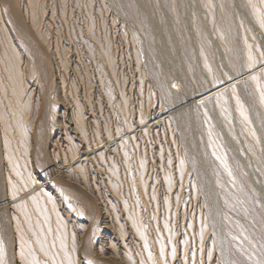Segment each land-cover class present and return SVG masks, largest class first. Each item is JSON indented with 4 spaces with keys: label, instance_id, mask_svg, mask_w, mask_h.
<instances>
[{
    "label": "rangeland",
    "instance_id": "374dc122",
    "mask_svg": "<svg viewBox=\"0 0 264 264\" xmlns=\"http://www.w3.org/2000/svg\"><path fill=\"white\" fill-rule=\"evenodd\" d=\"M0 130V264H264V0H0Z\"/></svg>",
    "mask_w": 264,
    "mask_h": 264
},
{
    "label": "bare ground",
    "instance_id": "6f19581e",
    "mask_svg": "<svg viewBox=\"0 0 264 264\" xmlns=\"http://www.w3.org/2000/svg\"><path fill=\"white\" fill-rule=\"evenodd\" d=\"M13 1H11V3L9 2V4L11 5V9L12 10H14V5H13V3H12ZM14 12H16V11H14ZM16 13H18V12H16ZM14 14V13H13ZM13 16H15V15H13ZM16 16H18V15H16ZM18 17H20V16H18ZM22 17V16H21ZM25 24V23H24ZM26 25V24H25ZM25 25H23V29H25L26 30V32H27V35L28 36H31L30 35V32H29V28L27 29V27L25 26ZM32 34V33H31ZM36 44V43H35ZM40 46V45H39ZM38 46V49L40 48ZM37 47V46H36ZM41 49V48H40ZM41 51V50H40ZM37 52V51H36ZM258 66V65H257ZM16 71H17V68H16V70L15 69H12V72H13V74H15L16 73ZM236 77V76H235ZM18 79L17 78V76H15L14 77V79ZM233 78V77H232ZM237 78V77H236ZM231 79V78H230ZM230 79H228V80H230ZM228 80H224L223 81V83L224 82H228ZM232 81V80H231ZM234 82V81H233ZM43 83V82H42ZM230 84H232V83H229L227 86H229ZM50 85V84H49ZM48 85V86H49ZM221 85V84H220ZM47 86V84H45V92H43V98H42V101H41V103H40V108L38 109L37 107H36V111H35V116H34V119H33V127L32 128H34V130H35V133H34V138L36 139V142H37V144L40 142V144H41V142L42 143H44V144H47L48 143V141H49V135H50V133H49V128H48V125L49 124H47V109L45 108V103H46V100L48 99L47 97H49V95H48V89H49V87ZM218 87V86H217ZM222 88H224V87H222ZM216 89V87H211L206 93H207V95H205L206 97L207 96H209V95H214L216 92H218L219 91V89H221L220 87H219V89H217V90H215ZM212 91V92H211ZM205 93V94H206ZM48 95V96H47ZM203 96V95H202ZM205 96H203V97H205ZM202 97V98H203ZM47 104V103H46ZM39 107V106H38ZM34 121H35V123H34ZM156 122V121H155ZM49 123V122H48ZM34 124H35V126H34ZM1 131V130H0ZM15 154V153H14ZM10 155V152L9 153H7V151H6V148H5V145L2 143V135H1V132H0V166H2V165H4L5 166V169H6V176H7V178L9 179V177H10V175H13L12 174V172H14V169H16V166H15V160L14 159H12L11 158V156L13 155H11V156H9ZM13 157V156H12ZM84 158V157H83ZM17 161V160H16ZM19 163V162H18ZM45 164H47V163H45ZM46 167V166H45ZM49 169V171H48V173L45 175V178H46V181H42V182H39V183H37L35 186H36V188H34V189H30V190H28V191H25V193H21V195H19L18 196V199H20V197H23V196H26V195H28L29 193H31L32 191H37V189L39 190V191H41V190H45V188H44V186H45V184H48L49 182L51 183V180H53V178L55 177V175H58V165H55V167H51V168H48ZM61 171V170H60ZM3 174H1V171H0V196H1V198L3 199L1 202H0V208H2V210H1V212H0V214H1V218H2V221H5V223H4V226L6 227V228H10L9 226H10V219L12 218H10V219H8V218H6V216H5V214H3V211L5 212V209L7 208V205L10 203V202H12V200L9 198V196H7V195H5V185H7V181H6V183L4 182L3 183V176H2ZM13 177V176H12ZM56 178V177H55ZM13 182V181H12ZM4 189V190H3ZM22 190V189H21ZM35 191V192H36ZM28 198H29V196H28ZM17 199V200H18ZM25 201H26V199H25ZM9 210V209H8ZM8 210H6V211H8ZM11 212V211H10ZM10 214V213H9ZM8 214V215H9ZM20 216V215H19ZM12 221V220H11ZM12 227V226H11ZM10 231L12 232V229L10 228ZM14 231V230H13ZM13 233V232H12ZM9 237V236H8ZM12 239H13V237L11 238L10 237V242L12 241ZM19 251H20V249L18 250V254H19ZM17 256V255H16ZM224 261H226V260H224Z\"/></svg>",
    "mask_w": 264,
    "mask_h": 264
}]
</instances>
